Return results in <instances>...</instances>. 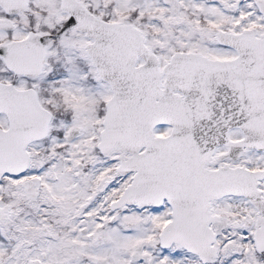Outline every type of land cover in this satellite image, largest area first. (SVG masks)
<instances>
[{
	"label": "snow or ice",
	"instance_id": "1",
	"mask_svg": "<svg viewBox=\"0 0 264 264\" xmlns=\"http://www.w3.org/2000/svg\"><path fill=\"white\" fill-rule=\"evenodd\" d=\"M0 264H264V0H0Z\"/></svg>",
	"mask_w": 264,
	"mask_h": 264
}]
</instances>
